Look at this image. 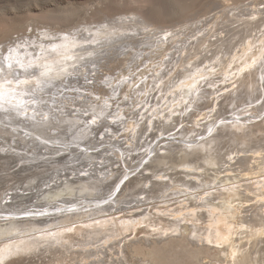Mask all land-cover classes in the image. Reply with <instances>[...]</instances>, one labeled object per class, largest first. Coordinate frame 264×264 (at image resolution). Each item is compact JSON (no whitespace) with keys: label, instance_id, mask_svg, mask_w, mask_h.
<instances>
[{"label":"bare ground","instance_id":"6f19581e","mask_svg":"<svg viewBox=\"0 0 264 264\" xmlns=\"http://www.w3.org/2000/svg\"><path fill=\"white\" fill-rule=\"evenodd\" d=\"M157 1H158V5H160L161 2L162 4L165 2L164 0H163L164 2L160 0H157ZM175 2L179 4L180 2H182V0H175ZM181 9L182 11L184 10L183 8ZM168 11L169 10H167V12L164 11L165 16L169 15ZM249 25L247 24V26ZM150 28L152 29L150 30ZM188 28H191V27H188ZM247 29H249V27ZM119 30H120L119 27L117 31H110V28L106 30H97V31L95 30L94 32L89 30V32L87 33L80 34L78 32L79 34L77 35V37H74V38H69V36H65L62 39L51 41V42H45L43 41L44 39L39 40V38L36 37L37 38L36 41L32 40V42H29V43L26 42L25 49L23 48L19 49L17 47L18 54L21 60L24 63L31 62L34 65L32 69H29L28 73H24L21 70V75L19 77L20 79H27L31 81L30 85L22 86L21 88L17 89V91H26V92L31 93V95H26L23 97L25 101H28V103L26 104L24 108V111H26L27 115L18 114L15 110H9V111L0 110V115H5L2 118H0V126L6 127L4 128L6 129L4 131L8 133V135L14 134V137L18 135L20 139L25 142L24 146H27V147L24 148L23 146H19L18 142L17 144L13 143L14 141L13 139L12 142H7V143H10L11 145L9 144L10 147L8 149L3 150V152L1 151L0 156L1 154L5 155L3 154L4 152L6 153L9 152L7 154H12L10 155L12 157L13 155H16V154H27L28 156L32 155V160H31V157L29 156L31 163L28 162V159H29L28 157H27L28 159H23L24 161L27 160L29 164H32V163L39 164V159H40V162H48V164H50L49 162L57 161V158H60L61 155L65 156L66 154H69L72 156V157L68 156L71 162L72 161L74 162L77 159L84 158V157L96 158V156L99 154H101V158H98L99 160H96V161H93L92 159L85 165L86 167H89L88 169L82 168V169H79V171H77V166L75 164H70V165L66 164L67 167L60 168V170H58V172L55 175L52 174L53 178L49 179V181L44 182L40 186L43 188L33 187L31 188L30 191H26L23 189L24 191L21 190V191H16V192L13 189L12 192L13 193L15 192V193L14 194L10 193L12 194L10 199H7L3 203L2 201L5 198L3 199L2 197L3 200L1 199L2 201L0 202V207H1L0 209H3L0 211V218H1L0 219V224H1L0 225V237H2L3 234H6V233L10 234L13 231H16L18 227L20 226V224H22V221L20 223L17 220L18 221L17 223V221L15 220L16 217L13 218L10 215H14L17 217H29L30 215V213H28L29 210L27 212H24V214L28 213V214H25V216H20V215L18 216V214L11 213L13 211H10L11 208H8L10 209L8 210L7 207H10L11 205H14V204L17 206L20 205L19 204L20 201L17 202L14 199H18V198L20 199L22 198V200L30 199L29 201L32 203V206H36L35 203H38V201H40L42 198L45 199L47 195L52 194V196L51 195L49 196L50 198L64 195L63 193L64 188H62L61 186H64V187L67 186V188L69 189V187L73 184V182H83L86 179H89V178L94 179L95 177L96 179H98L97 181L99 183L98 186L102 182L103 183L105 182L104 184L100 185L99 191H101L102 190L101 187L105 185L106 183L111 182L110 180L114 178V180L110 183L111 185L113 183V185H112V189L109 190L108 195L107 196L105 195L103 200L102 198L101 200L97 199L98 201L93 200L95 202V206L87 207L88 205L86 204H85L86 206H80L81 203H77V204L74 203L73 206L75 205L76 208L73 210H70L69 209L70 205L66 204V202H68L66 201L65 203L63 202L56 206L55 205L54 206L51 205L49 207L47 206L48 208L45 210L43 209L35 210L34 209L32 210V214L30 216L35 215L37 218L43 217V219H46V220L49 219L50 221L59 220L61 223L63 222V225L67 226L69 220H72L73 218H78V220L81 219L82 216L84 217L86 215V214L85 215L83 214L87 213L86 211L88 210L90 211V209L92 208L101 209L103 211L107 209L115 208V212H116V208L125 207V205L126 206L129 205L132 210L137 209L140 206H143V207L149 206L147 207L148 209L150 208L149 212L145 211L146 213H144L142 210V212L144 213L142 214L141 212L135 213V211L133 210L134 211V212L132 211L133 213L131 212L124 213L125 217L123 219L127 221V224L128 222L131 223V221H132V224L133 222H135L139 224L145 223L148 225H151L152 223L156 222L157 224H160L161 227L170 228L172 229L173 232H176V233H172V234L169 233V236H166V237H164L165 235L163 234L161 240L154 242V244L149 245V247L146 245H143L144 243L138 244L136 240H135V243L133 241L132 242L133 244H131L132 246L131 245L130 246L133 249L135 248V252L138 255L140 254V256L142 255V257H145L143 259H148L151 264H207L206 258H212V257H214V259H212L213 262L217 261L216 257L220 256L222 251L219 249L220 246L218 247L215 246V250L213 246L216 245V242H218L219 244H222L225 242L226 239L229 240V237L227 238L224 235L222 237L216 238L217 232L219 236H221L222 234L221 232L224 230L228 231V233L233 232L234 224L236 223V220H233V219H237L238 217H240L239 216L240 214L234 210V207H233L235 206L234 203L236 201L238 202V200L242 198L247 197V194L250 195L251 194L250 192H253L257 197L256 205L254 204L255 205L254 207H256L254 209V219L257 218V214L258 216L260 215L259 212L257 211H259V207H261L262 204H264V145L262 144V142L264 141L263 139L264 137V116L263 115L264 114L262 115L260 113L259 107L254 106L256 104L255 102H254V105L251 103V105H249L248 107H247L248 104L246 105L243 104L244 106L247 107V109L242 110V108H239L241 110L236 113H235L236 108H233L235 105L232 106L233 111H234V116H223V114H221L222 110L223 111L227 110V108L233 103L235 104L237 102H241L240 100L241 98H246L248 96V99H250L251 97L249 98V96H252L253 92L254 91L256 92V90H260L261 87L262 88L260 90V95L262 94V92L264 94V90H263L264 89V70H263L264 68L262 67V70L258 68L260 65L263 66L264 64L263 63L264 62L263 60L264 59V45H263L264 38L260 42H258V39H255V38L252 39V38L245 37L244 42L240 45V48L238 51H236L235 55L227 59L228 62H225L222 59L219 60L221 65H223L222 74H224L225 77L228 78L224 80L225 82L223 81V83H221L222 81H219L217 84H211V85L208 84L209 86L207 87L205 86L206 89L204 88L205 90H202L200 92V89H201L200 86H202L200 85V83L203 81H206V74H204L203 72L204 70H197L199 68H195L196 65L194 66L190 65L191 68L183 70L181 72L180 78L184 82L178 85L175 90L171 91V93L173 94L171 102H169V99L171 97V96L169 97L170 93H167L164 90V93L162 91V95L158 97V101L155 103V105L153 104L154 107L151 105L152 108L148 109L147 107L146 109L145 106L148 105L147 103L143 105L142 108L138 110V112H133V109L136 108L137 104H134V102H131L130 104H128V100L130 99V97H132L131 93L142 94L144 87L147 89H149V85L153 87L150 84V82L152 83L151 77H149V79H147L146 81L142 82L143 81L142 79L144 78L146 74V70H141V71L139 70L140 72L138 73V76L136 75L137 77H139L138 79H136L137 77L130 78L131 75L133 76V74L131 73V71L128 70L127 72H123L122 74L118 75L115 78L113 77L114 75L113 76L111 75L112 77L109 75L110 77L108 76L109 78L107 79L106 87L105 86L102 87L100 83L98 82V79L100 77L99 74L102 72L100 71V69L103 67L105 68L104 65L106 63L104 62L105 63L104 64L102 61L97 60V59H99L100 56L102 55H103L102 59H104L108 57L110 53H113L115 51V45H117L121 40L119 36H122L123 38L125 37L128 40H132L133 38L131 36L132 34L130 35V33L128 32L127 34L126 33L123 34V33H120ZM138 31L141 34L144 33L143 34L145 36L144 39H147L148 37H150V34L152 36L157 35V32H154L156 31V28L150 27L148 25H141L140 29L137 28L136 32L138 33ZM172 31L173 32L171 33L170 30L167 29L163 32H165V34H167L166 32H170L171 33L170 36L173 37L178 32L182 31V29L179 27V28L173 29ZM101 33H104V35H101ZM136 34L133 36H136ZM170 36L168 34L167 36L164 37V39L163 38L160 39V41L168 39ZM105 39H107L108 41ZM205 40H206L205 37H200L199 42L196 41L195 45H202ZM1 49L2 48H0V52H1ZM104 51L106 52V54H103ZM126 53L128 54V55H125L126 59L124 58L123 60H118L119 62L122 61L121 63H124L125 61L128 60V56L130 52L127 51ZM4 54L5 53H3L2 56H0V60H2V57L4 56ZM95 59L97 60V62L93 61ZM113 61H117V60L115 58L109 57L110 64L111 62L114 63ZM101 63H103V65ZM85 66H88L90 69V70H87L86 73H84ZM107 66L109 67V65ZM45 67L51 69V71L49 72L48 76L41 77L40 72L44 71ZM83 68L84 70H82ZM104 68L102 70H104ZM169 71L172 72V70H169ZM159 72L161 75L162 74L161 67L160 69L155 70V73H154L155 75L152 74L154 78L155 76H157L155 80L159 77ZM258 73H260L259 75L260 77H258ZM85 74H87V77H85ZM101 74H104V73L102 72ZM105 75H106V72H105ZM105 75H102V78ZM162 77H163V83L161 81L160 82H161V85L164 87L167 84L168 79L166 78L165 75H162L161 77H159L160 80L162 79ZM7 79L13 80V86H15L14 76L9 75L7 76ZM37 79L42 81L39 88H37L36 83H35ZM140 81H141V84L139 85ZM226 81L228 82L226 83ZM206 82L208 83V81ZM211 86H214L215 88L217 86L218 89L216 90V92L219 93V96L211 98L212 103L210 99L208 98L209 94L206 97V93L210 91ZM70 89H72V91L75 90L76 92L71 93L69 91ZM150 94L151 92H149V94L147 95H150ZM76 95H78V99L76 98ZM147 95L141 96V100L144 101V98ZM198 96H201V97H198ZM202 97L203 99L204 98L205 99L203 100ZM125 99H127V101ZM155 99H157V97ZM248 99L245 101V103L248 101ZM256 100L258 102L259 98H257ZM31 101H35V103H31ZM162 101L163 103H161ZM201 101H207L208 105L205 102L206 108L207 109L211 108V109L209 111L207 110L204 113L199 114L201 115V117L198 119L197 118L198 114L196 115L195 112L201 110L199 109L202 106ZM58 102H60L59 106L56 105V103ZM247 103H250V102L248 101ZM160 104L161 106L158 107ZM239 106L240 105H237L236 107H239ZM260 107H264V106H260ZM143 108H145L146 111L143 112ZM232 108H230V110H232ZM57 110H59V112ZM182 115H183V120L186 119V121L188 122L185 123L182 129L176 132V134L173 133V134L165 135L166 134L165 129L169 128L171 125L176 123L179 119H181ZM67 121H73V122L71 124H68ZM155 126L158 127L160 131L159 134L152 136V134L159 132L156 129L157 131L153 130L154 131V132L152 131L153 133L149 131L152 134L148 136L147 135L143 136L145 134V131L148 132V130H151ZM176 126L174 127L176 128ZM101 127H104V128L106 127V130L105 129L103 130V128ZM114 127H117V128L114 129ZM171 127L174 128L173 126ZM57 128H60L61 129L60 131L63 133H68L66 135H70L71 137H74L79 131L78 133L79 139H77V141L75 142L74 140L71 142L68 141L69 143L68 142L62 143L61 142L62 139L61 141H54L52 139H49L46 134L48 135L49 133L52 134L54 133L55 130L56 132L59 133ZM98 128H100L99 131H97ZM50 130L51 132H49ZM119 131H122V134H120V136H119ZM170 131L172 132V130ZM36 132L38 133L41 132V134H43L44 132L45 133L44 135H46V137L41 135L37 139L35 136ZM135 137L137 138V141ZM68 139L72 140L70 138ZM93 139H94V142L95 141L96 142L90 143ZM134 139L137 142L135 144H134ZM15 140L18 141V138ZM256 142L257 143L259 142L260 145L258 144V146H255L257 145ZM72 143L75 146L77 144V147H72ZM160 143H165V144H163V146H159ZM252 145H254L255 149H252L253 147ZM227 146L228 147L230 146V149L232 146L234 149H231L232 151H230ZM28 147L30 148L32 147L31 152L28 151ZM226 147H227V150L231 152V153L229 152L231 155L227 153L228 151L225 152L226 154L230 155L229 157L226 154L222 153V151H224L223 149H225ZM248 147H250L251 149ZM13 153H16V154H13ZM226 156L228 158H226ZM15 157H13V159H16ZM20 158H22L21 155H20ZM9 159L11 160V158ZM111 159L113 161L114 159H116V162L118 164H116V162H111L110 161ZM24 161L21 163L19 162L20 163L18 167L19 169H22L21 168L22 165L32 166L28 164L25 165L26 161L25 162ZM109 162L111 163L108 164ZM0 165H2L1 162H0ZM7 168L5 167V169ZM107 168L109 169L105 170ZM70 169L73 170L72 171L73 173L68 172V170L70 171ZM138 169L139 170L141 169L139 173L134 174ZM210 170L214 171V176H215L214 179L216 178L219 179L218 174L225 173V172L227 173V171L228 172L232 171L234 174L233 173L225 174V176L221 179V181H223L224 183L221 186L220 184L222 182L220 181L221 183L219 184L221 187H218V185L216 184L217 186H215V189L216 187L217 189L215 191L210 192L206 196L199 197V199L195 203L191 204L189 202H185L175 207H173L174 203L173 204L171 203L170 205H163L164 202L167 201L163 199L167 196L166 191L168 188L165 186H168V185L173 186L175 184V186L177 187L176 188L177 193L179 195L182 194L180 195L182 197L185 196L184 198H186L187 200L197 198L196 196H197V193L199 192H194V191H197L194 189L198 188V186L199 188H203V186L208 183L209 184L207 186H209L210 183L212 184V180H210V176H211ZM236 170L238 174L234 172ZM3 171L6 172L4 169ZM3 171H0V172H3ZM17 172L18 171H16V173ZM178 174L179 175L181 174V176H178ZM182 175L184 176L182 177ZM126 179L128 180L131 179V181L129 180L128 183L127 182L125 183ZM244 179L245 180L253 179V180H251L252 182L247 181L246 183H244L243 182ZM180 180L181 182L183 181L182 183H180V186L176 185L177 181H180ZM219 180H217V182ZM139 182L145 183L144 186H142L141 188L142 193L144 195L143 196L141 195V197L140 196L136 197V195L132 194V191L135 189V186ZM194 185H197V186H194ZM16 186L18 185L16 184L15 187ZM60 187L62 189H60ZM86 187L90 189L91 185H87ZM156 187H164L166 189L165 191H163L166 193L162 195L163 196L162 203H156L155 201L157 199L154 200L155 203L149 202L150 200L155 199V197H153L152 194ZM81 188H83V186H81ZM203 189L206 190L207 187L206 189L205 188ZM71 190L73 191V189ZM120 192L124 193L123 194L124 196L125 195H128V196L134 195V196L129 201L124 200L127 203L126 204L124 203L125 205H123L121 203L124 201L121 202V199L118 198V195H117ZM68 193H70V191ZM49 197H46V199ZM84 197L85 196L81 198H84ZM106 199H109L108 202ZM186 199H183L182 201ZM82 200H85V199H82ZM82 200H79V201L82 202ZM86 200H87V197H86ZM58 201L56 200V204L58 203ZM93 201L91 200V202ZM133 201H135L136 203H133ZM33 203L35 205H33ZM153 207L156 210L153 209ZM245 207L244 209H246ZM95 209H93V211ZM125 209L127 210V207ZM151 209L155 211L152 212ZM1 212H3V214H1ZM95 212H100V211L97 210V211H94L93 213L96 214ZM106 213H109V212H106ZM35 216H32V217H35ZM36 217L35 219L32 220V224L37 227V221H35L37 219ZM263 217H262V220L264 219ZM213 218H215V220ZM243 219H244V216H243ZM3 220H9V221L4 222ZM207 220H209V222L211 220L213 221V222L211 221V224L212 225L214 224V226L211 228L212 229L211 232H214V233L213 234L206 233L207 234L205 235L206 237L204 236L201 237L202 240L200 241L202 243H199L198 240L200 238L198 239L197 238L198 235L196 236V234H199L200 231L196 234L195 232H197L200 229H203V227L206 230L205 225L207 223L205 222L206 224H204V221H207ZM244 221L245 220L241 221L240 224H242V222ZM106 222H108L107 219L106 220L100 219L99 221H97V226L101 225V228H103ZM261 223L262 221L260 222V224ZM254 225L256 224L254 223ZM86 226L87 225H84V228ZM238 226L240 227L239 224ZM209 228L210 227H208L207 229ZM255 229L253 228V230ZM255 231L256 233H253L254 235L257 234L258 230H255ZM21 232L23 233V231ZM190 232H191L190 237L191 235H193L197 239L192 238V237L190 239L188 236ZM201 232H203L204 234V231H201ZM238 233H237V237H238ZM159 234H162V233L159 232ZM13 235L14 234L11 235L12 239L15 236ZM21 235L22 234H20V236ZM75 236L76 235H74L73 237ZM15 237H17V239L14 241L10 239L12 243H10L9 246H7L8 244H6V251L4 252L0 251V260L3 264H6L8 256H11L12 253L21 254L23 251L25 250L27 251L28 249L30 250V248L32 247L33 243H32L31 237L30 239L28 238L22 239V238H18V236H15ZM231 237H233V235ZM238 238H236V241ZM254 238L255 237H253V239ZM81 240L82 239L79 237H77V239L75 238V241H81ZM195 240H196V243H195ZM231 241L234 242V240L232 239ZM40 242H43V241H40ZM197 242L199 244H197ZM255 244H256V241H255ZM261 244H260V247L258 248V249H261L260 252L264 251V245H263L264 243L262 244L263 246ZM133 245L135 246L133 247ZM85 246L84 248H86ZM130 246H128L129 252L133 254V252L131 251H134V250L130 251ZM243 246L245 245L243 244ZM261 246L263 249L261 248ZM48 247H49V244H48ZM105 247L106 246H104V248ZM216 247L218 249H216ZM107 248L108 247H106V249ZM225 248L227 249L228 246ZM232 248L233 247H230V249L228 250L223 249V252H226V251L228 252ZM88 249L89 248H87L86 251H89ZM246 251H249L248 248L246 249ZM105 252L107 251L105 250ZM105 252L103 251V253ZM124 252L125 250L122 253ZM127 252H128V249L126 253ZM251 252H252L251 254H254L253 251ZM257 252H259V250ZM128 253L127 255H125L126 257L124 255L121 257L122 258L124 257L123 259L125 260V258H128L129 256V259H130V253L129 255ZM136 253H134L133 255L136 256L135 255ZM243 253L245 254L243 255L241 253L243 260H246L245 258H248V261L252 259L251 257V259L249 260L250 253L246 254L245 251ZM231 254L229 255L227 254V255L230 257ZM223 255H221L222 258H223ZM234 255L231 256V260L235 261ZM259 255H262V254H259ZM103 257H105V255ZM121 257L120 259H122ZM258 257L263 259L262 258L263 255L262 257L260 256ZM240 258L241 257H239V260H241ZM224 259L225 258L221 259L222 263ZM106 260L107 259H105V261ZM133 260H135V257ZM226 260L227 258L225 259V261ZM97 261H100V260L97 259ZM257 261H255L256 263L254 264H257ZM120 262L118 263L122 264ZM128 262L123 261V264L128 263ZM130 263H133V262H130ZM227 263H230V259H229V262L227 261ZM215 264H217V262ZM249 264H252V263H249Z\"/></svg>","mask_w":264,"mask_h":264},{"label":"rangeland","instance_id":"374dc122","mask_svg":"<svg viewBox=\"0 0 264 264\" xmlns=\"http://www.w3.org/2000/svg\"><path fill=\"white\" fill-rule=\"evenodd\" d=\"M160 1H163V0H160ZM164 1H163L164 2L163 4L161 2L160 5H158L157 0H0V48H2L1 52H0L1 53L0 56H2L3 53H5L4 55H7L6 49H8L14 45L16 47L14 46L12 48L18 47L19 49L20 48L25 49L26 42L29 43V42H32V40L36 41L37 38H39V40L44 39L43 41H45V42H51V41H56V40L62 39L65 36H69V38H74V37H77V35L79 33L80 34L81 33H87V32H89V30L94 32L95 30L96 31L97 30H106V29L110 28V31H117V29L119 27L120 33H123V34L126 33L127 34V32H128V33H130V35L132 34L131 36L133 38L131 37L132 40H128L125 37L123 38L122 36H119L121 38V40L117 45H115V51L113 53H110L109 56L104 58V59H102L103 55L100 56L101 59L100 58L97 59V60H100L103 63L105 62L107 65H109V67H108L104 63L105 64L104 66L106 69L104 67H103L104 70H102L103 68L100 69V71H102L104 74H101L102 72L99 74V76L101 78L99 77L98 82L100 83V85L102 87L103 86L106 87L107 79L111 75L112 76L114 75L113 77L115 78L118 75L122 74L123 72H127L129 70L133 74V76L131 75V77H130V78H132V77H137L138 73L141 70H146V74H145L144 78L142 79L143 81L142 80L141 81L144 82L147 79H149V77H151L153 84L151 82H150V84L153 87H151L150 85H149V89L144 87L142 94L131 93L132 97H130V99L128 100V104H130L131 102H134V104H137L136 108L133 109V112H138V110L140 108H142V106L147 104V103H148V105L145 106L146 109H147V107H148V109L152 108V106L154 107L155 103L158 101V97L162 95V91L164 93V90L167 93H170L169 97L170 96L171 97L169 99V102H171L172 95H173L171 93V91L175 90L178 85H180L181 83L184 82L180 78L181 72L183 70L191 68L190 65H192V66L196 65L195 68H199L197 70H204L203 72H204V74H206V81H208V83L206 81H203L200 83V85H202V86H200L201 87L200 92L202 90H205L206 87L211 85V84H217L219 81H222L221 83H223V81L226 80L227 77H225V75L222 74L223 73V65H221L219 60L222 59L225 62H228L227 59L231 58L233 55H235L236 51L239 50L240 45L244 42L245 37L246 38H252V39L253 38L258 39V42H260L264 38V0H182V2H180L179 4L176 3L175 0H164ZM162 8H163V10H162ZM181 8H183L184 10L182 11ZM167 10H169L168 11L169 15L165 16L164 11L167 12ZM150 15H151V17H150ZM153 17H154V19H153ZM247 24L248 25L250 24V25L247 26ZM141 25H148L150 27L156 28V31H154V32H157V35L152 36L150 34V37H148L147 39H144L145 38V36L143 35L144 33L141 34L139 31H138V33L136 32L137 28L140 29ZM138 26H140V27H138ZM179 27L182 29V31L178 32L175 36L171 37L170 34L173 32L172 30L179 28ZM188 27H191V28H188ZM248 27H249V29H247ZM86 28H88V29H86ZM90 28H92V29H90ZM151 29L152 28H150V30ZM167 29L170 30L171 33L166 32L167 34H165V32H163ZM144 31H145V29H144ZM175 32H177V31H175ZM134 33L135 34L137 33L139 36L137 34H136V36H133V35H135ZM168 34L170 36L168 39L160 41V39H162V38L164 39V37L167 36ZM101 35H104V33H101ZM136 37H138V38H136ZM200 37H205L206 40L204 41V43L202 45H195L196 41L199 42ZM107 38H109V37H107ZM105 40H107V39H105ZM24 41H25V43H24ZM3 48L5 51L3 50ZM127 51H129L131 53V54L129 53L128 60L125 61L124 63H121L122 61L119 62L118 60H123L126 57L125 55H128L126 53ZM103 54H106V52L104 51ZM109 57L115 58L117 61H113L114 63L111 62V64H110ZM262 59H261V61H262ZM97 60L95 59L93 61L97 62ZM107 62H109V63H107ZM103 63H101V64L103 65ZM160 67H161V73L162 74L160 75V72H159V77H161L162 75H165L166 78L168 79V82L164 87L161 85V82L163 83V77L161 80L159 77L155 80V78L157 76H155V78H154V76L152 75L155 73V70L160 69ZM262 67L264 68V64H263V66L260 65L258 68H260L262 70ZM82 70H84V68ZM87 70H90V69L88 66H85L84 73H86ZM169 70H172V72H170ZM174 70H176V71H174ZM105 72H106V75L108 74L107 76L105 75ZM209 72H210V74H209ZM102 75H105V76H103V78H102ZM259 75H260V73H258V77H260ZM85 77H87V74H85ZM80 78H82V77H80ZM138 78L139 77H137L136 79H138ZM166 78H164V79H166ZM141 81L139 82V85L141 84ZM227 82L228 81H226V83ZM206 83H207V85H206ZM72 85H74V84H72ZM224 85H226V84H224ZM217 86H216V88L214 86H211L210 91L206 93V97L209 94L208 98L210 99L211 103H212L211 98L219 96V93L216 92V90L218 89ZM214 88H215V90H214ZM261 88H260V90H261ZM260 90H256V92L254 91L252 96H249V98L251 97L250 99H248V96L246 97L250 103H247L248 101L245 103V101L247 99L241 98L240 100H241V102L243 101L242 103L241 102H237L235 104L233 103L232 105H230L228 107L229 109L227 108V110H225L226 112L222 110L221 114H223V116H234L233 108H236V110L234 109L235 113H236V112L241 110L239 108H242V110H245V109H247V107L249 105H251V103L254 105V102H255L256 104L254 106L259 107L260 113L263 115L264 114V107H260V106H264V103H263L264 102V94L262 92V94L260 95ZM69 91L71 93L76 92L75 90L72 91V89H70ZM148 91L151 92V94H150L151 96L147 95V94H149ZM144 95H147V96L144 98V101H142L141 96H144ZM261 96H262V98H261ZM156 97H157V99H155ZM198 97H201V96H198ZM74 98H72V99H74ZM76 98L78 99V95H76ZM255 98L256 99L259 98L258 102ZM202 99H203V97H202ZM125 100L127 101V99H125ZM240 100H238V101H240ZM252 100H253V102H252ZM254 100H256V101H254ZM153 101H155V102H153ZM205 102L207 104V101H201L202 106L200 105L201 107L199 108L201 110L195 112L196 115L198 114V116H197L198 119L201 117V115H199V114L204 113L207 110L209 111L211 109V108H209V109L206 108ZM161 103H163V101ZM262 103H263V105H262ZM59 104H60V102L56 103V105H58V106H59ZM243 104L244 105L248 104V105L246 107ZM237 105H240V106L236 107ZM258 105H260V106H258ZM160 106H161V104L158 107H160ZM232 106H234V107L232 108ZM127 107H129V106H127ZM155 108H156V106H155ZM230 108H232V110H230ZM262 108H263V110H262ZM146 109L143 108V112L146 111ZM57 111L59 112V110H57ZM149 115H150V113H149ZM3 116H5V115H0V118H2ZM247 116H249V115H247ZM181 119H179L176 123H174L175 125L174 124L171 125L174 127L177 124V126H176L177 129L175 127L172 128L170 126L169 128H166L167 130L165 129V132H166L165 135H169V134H173V133L176 134V132L180 131V129H182L184 124L188 122V121H186V119L183 120V115L181 116ZM67 122H68V124H71L73 121H67ZM156 127L157 126L152 128L151 130H148V132L149 131L152 132L153 130L159 131L158 127L157 128ZM4 128H6V127L0 126V131L2 132V133L0 132V135H2V136H0V152L1 151L3 152V150L8 149L10 147L11 144L7 143V142H12L13 139H14L13 143L17 144V142H18L19 146H23L24 148L27 147V146H24L25 142L22 141L18 135L15 137H14V134L8 135V133H6L4 131V130H6ZM101 128H103V130L104 129L106 130V127L105 128L101 127ZM115 128H117V127H114V129ZM57 130L59 131V133L56 132V130H55L54 133H52V134L51 133H49V135L46 134L47 137L49 139L54 140V141H61V139H62V141H61L62 143L68 142V141L71 142L73 140L75 142V141H77V139H79V137H78L79 131L74 137H71L70 135H66L68 133L61 132L60 128H57ZM99 130H100V128H98L97 131H99ZM170 130H172V132ZM49 132H51V130ZM146 132L147 131H145V134L143 136H145V135L148 136V135L153 133V132L152 133H150V132L146 133ZM159 133H160V131L152 134V136L159 134ZM44 134H45L44 132H43V134H41V132H39V133L36 132L35 136L37 139L41 135L46 137V135H44ZM101 134H102V132H101ZM120 134H122V131H119V136H120ZM152 136H150V137H152ZM16 137L18 138V141L15 140V139H17ZM65 137H67V138H65ZM136 137H135V139L137 141L138 137L137 138ZM68 138H70L72 140H69ZM135 139H134V144L137 143L135 141ZM263 139H264V137H263ZM92 142L95 143L96 141L94 142V139H93L90 143H92ZM263 142H262V144L264 145ZM163 144H165V143H160L159 146H163ZM258 144L260 145V143L258 142L257 145H255V146H258ZM91 145H93V144H91ZM252 146L254 147V145H252ZM72 147H77V144L75 146L72 143ZM227 147L225 149H223L224 150V151H222L223 154H226L225 153L226 151H228L227 153H229L230 151H232L231 149H234L232 146L230 149V146H229L228 147L230 150L229 151V150H227ZM253 147H252V149H255V147L254 148ZM248 148H250V147H248ZM26 150H27V148H26ZM31 150H32V147L31 148L28 147V151L31 152ZM7 153H9V152H7ZM7 153L4 152L3 154H5V155L1 154V156H0V162L2 164V165H0V171H3V169L6 171V172H4V171L0 172V202L5 198L2 201V203L4 201H6L7 199H10L11 195L14 194L16 191H21L23 189L26 191H30L31 188H33V187L39 188L44 182L49 181V179L53 178L52 174L55 175L58 172V170H60V168L67 167L66 164H68V165L75 164L77 166V171H79V169H82V168L88 169L89 167H86L85 165L89 161H91L92 159H93V161H96V160H99L98 158H101V154L98 153L100 156L97 155L98 157L96 156V158L84 157V158H79L80 160L77 159L76 161L71 162L69 160V157H72V156L69 154H66L67 157L69 156L68 159H67L66 155L65 156L61 155L62 157L60 156V158H57V161L49 162L50 164H48V162H40V159H39V164L36 163V164H38V165H36L35 163L29 164V163H31L30 161L32 160V155H29L31 157V160H30V157L27 154L13 153V154H16V155H13V157H15V156L18 157V155H19L18 159H17V157H15L16 159H13V157L10 156L12 154H7ZM229 154H226V155L229 157L231 155V154L230 155ZM20 155L22 158H20ZM227 156H226V158H228ZM9 158H11V160ZM23 159H28L29 163L27 162V160H25L26 161L25 165L28 164V165H32V166H23L22 165V167H21L22 169H19L18 168L19 164L24 161ZM6 160H8V161H6ZM66 160H68L69 162ZM110 161L116 162V159H114V161L111 159ZM111 162H109L108 164H110ZM77 163L79 166L77 165ZM116 164H118V163L116 162ZM42 165H43V167H42ZM4 166L6 168L7 167L8 168L5 169ZM24 168H26V169H24ZM108 169L109 168H107L105 170H108ZM27 170H28V172H27ZM140 170L138 169L134 174L139 173ZM16 171H18V172L16 173ZM72 171L73 170H71V169H70V171L68 170V172H72ZM210 172H211L210 180H212V184L210 183L209 186H207L209 183L204 185L203 188L206 189V187H207L206 190H204L203 188H199V186H198L199 189L198 188L194 189V190H197L194 192H199V193H197V196H196L197 198H195V199L193 198V199L187 200L186 198H184L185 197L184 195H183L184 197L180 196L182 194L179 195L176 191L177 187L175 186V184L174 185L172 184L173 186H171V185L165 186L168 188L166 191L167 193L163 192L166 190L164 187H156L154 189L153 194H152L153 197H155V199L150 200L149 202H151V203H155V202L156 203H162L163 200H167L166 202H164L163 205H170L171 203L172 204L174 203L173 207L179 206L180 204H183L185 202H189L191 204L195 203L199 199V197L206 196L210 192L215 191L217 189V187L215 189V186L218 185V187H221L222 184L224 183L223 181H221V179L225 176V174H232L233 173L232 171H229V172L227 171V173L226 172L220 173V174H218V178L220 179L219 180L217 178L214 179L215 176H214L213 170H210ZM212 172H213V174H212ZM234 172H236L238 174L237 170ZM45 175H47V176H45ZM178 176H181V174L180 175L178 174ZM183 176L184 175H182V177ZM179 178H181V177H179ZM113 180H114V178L111 179L110 181L112 182ZM127 180L128 179L125 180V183L126 182L128 183L129 180L131 181V179H129L128 181ZM217 180H219L218 181L219 183L217 182ZM251 180H253V179H248V180L244 179L243 182L246 183L247 181L249 182ZM97 181H98V179H96L94 177V179L89 178L83 182H73V184L69 187V189L67 188V186H65V187L61 186L62 188L65 189V190L63 189L64 195L54 197V198L49 197L50 195L52 196V194L47 195L46 197H49V198H47V199H46V197H45V199L42 198L40 201H38V203H35L36 206H32V203L29 201L30 199H23V200H22V198L21 199L20 198L14 199L17 202L20 201V203H19L20 205L17 206L14 204V205H11L10 207H7V209L11 208V210L10 209H8V210L13 211L11 213L18 214V216L19 215L25 216V214H28V213H30V215H31L32 210H34V209L35 210L36 209L37 210H40V209L45 210L51 205L56 206V205L61 204L63 202L65 203L66 201H68V202L70 201L69 203L66 202V204L70 205V207H71V208L69 207L70 210H73L76 208L75 205L73 206L74 203L75 204L81 203L80 206H86V205H88L87 207L95 206V202L93 200L98 201V200H101V198L103 200L104 196L108 195L109 190L112 189V185H113V183L111 185L110 184L111 182H108L105 185H103L101 187L102 190L99 191L100 185L104 184L105 182L103 183L101 181L102 183L98 186L99 183ZM182 182H181V180L177 181L176 185L180 186V183H182ZM16 184L18 186L15 187ZM86 184L91 185V187L92 186L93 187L92 188L90 187V189H89L88 188L89 186L86 187L87 186ZM144 184L145 183H143V182H139L135 186L136 190L134 189L132 191V194L136 195V197H139V196L141 197V195L143 196L144 194L142 193L141 188H142V186H144ZM212 185H214V186H212ZM81 186H83V188H81ZM194 186H197V185H194ZM61 187H60V189H62ZM200 187H202V186H200ZM40 188H43V187H40ZM70 188L73 189V191ZM170 188H172V189H170ZM13 189L15 191L14 193L12 192ZM200 189H202V190H200ZM209 190H211V191H209ZM69 191L71 194L68 193ZM170 191H172V192H170ZM202 191H204V192H202ZM140 192H141V194H140ZM10 193H12V194H10ZM89 193H90V195H89ZM164 193H166L167 196L163 199L162 195ZM250 193H251L250 194L251 196L249 194H247V197L242 198V199L238 200V202L236 201L234 203V205H235V206H233L234 210L240 214L239 215L240 217H238L237 219H233V220H236V223L234 224L233 232L228 233V231L224 230L221 232L222 233L221 236H219V234L217 232L218 236L216 235V238L222 237L224 235L227 238L229 237V240L226 239L225 242L222 244H219L218 242H216V245L213 246L214 250H215V246H217V247L220 246L219 249L222 252H223V249L228 250V249H230V247H233L231 249L232 251L229 250L228 252L227 251L223 252V253L221 252V255H223V254L225 255V256L223 255V258H225V259L227 258L226 261H225V259L223 260L224 264H232L234 262L236 264H247V263L248 264L249 263L254 264V263H256L255 261H257V259L259 258L258 256L262 257V255H263V257H262L263 259L259 258L257 261V264H264V261H263L264 260L263 252L264 251L260 252L261 249H258L260 247V244L264 243V240H262V239H264V224H262V223H264V219L262 220V217L264 216L263 215L264 214L263 213L264 204H262L263 207L262 206L259 207V211H257V212H259L260 215L258 216V214H257V218L255 216L256 219H254V209L256 208L254 206L256 205L257 197L253 192H250ZM82 194H84V195H82ZM123 194L124 193H121V192L119 194H117L118 198L121 199V202L124 200L129 201L134 196V195H130V196L125 195L124 196ZM198 194H199V196H198ZM83 196H85V197L81 198ZM2 197H3V199H2ZM86 197H87L88 201L86 200ZM89 197H90V199H89ZM182 198L186 199V200L182 201L183 200ZM82 199H85V200H82ZM56 200L57 201L59 200L57 204H56ZM79 200H82V202ZM91 200L93 202H91ZM106 200L108 202L109 199H106ZM154 200H156V201L154 202ZM72 201H73V203H72ZM76 201H78V202H76ZM176 201H178V202H176ZM21 202H23L25 205ZM83 202H85V203H83ZM89 203H90V205H89ZM124 203L126 204L127 202L124 201L121 204L125 205ZM133 203H136V202L133 201ZM236 203H238V204H236ZM35 204L33 203V205H35ZM26 205H28V206H26ZM245 206H247V207H245ZM126 207H127V210L125 209ZM128 207H129V209H128ZM144 207L140 206L139 208L133 209V210L135 211V213L141 212L142 214L150 211V208L149 209L147 208L149 206H146L145 208ZM237 207L240 209H238ZM244 207L246 209H244ZM236 208H237V210H236ZM93 209H95V208L90 209V211L88 210L90 212V214L88 211H86L87 213L83 214V215H85V214L86 215L84 217L82 216L81 219H79V220H78V218H73L72 220H69L68 221L69 225L67 224V226L63 225V222L61 223L59 220H57V221L51 220L50 221L49 219L46 220V219H43V217L37 218L35 215H32V216H35L37 218L35 220V221H37V227H36L32 224V220L35 219V217H32L30 215H29V217H17L14 215H10L13 218L16 217V219H15L16 221L18 220L20 223L22 221V224H20V226L18 227L19 230L17 229L16 231H13L10 234L9 233L3 234V236L0 237V241H1L0 242V251L1 252L6 251V244H8L7 246H9L10 243H12V241L10 240V239H12L11 238L12 234H14L15 236H18V238H22V239L23 238L24 239H27V238L30 239V237H31L33 244L31 243L32 247L30 248V250L29 249L27 251L25 250L21 254H19V253L13 254L12 253L11 256H8V259L9 258L10 259L9 260L7 259L6 264H86V263L87 264H111V263L112 264H119L118 262H120V261H121L120 263H122V264H123V261H125V262L129 261L128 263L133 262L130 264H151L148 259H143L145 257H142V255L140 256V254L138 255L135 252V248L133 249L131 247L132 246L131 244H133L132 242L134 241V243H135V240H136V242H138V244L144 243L143 245H146L149 247V245H153L154 242L161 240L163 234L165 235L164 237H166V236H169V233H171V234L176 233V232H173L172 229H170V228L161 227V225L157 224L156 222L152 223L151 225H148L145 223L139 224V223L133 222V224H134L133 225L132 221H131V223L128 222V224H127V221L123 219L125 217L124 213H127V212L133 213L134 212L130 208L129 205H127V206L125 205V207L116 208V212H115V208L114 209H112V208L107 209L104 211L96 208L100 212H95L96 214H94L93 212L97 211V210L95 209L93 211ZM121 209H122V211H121ZM153 209H155V208L153 207ZM1 210H3V209H0V211ZM142 210L144 213L142 212ZM155 210H152V212ZM244 210H246V211H244ZM27 211H28V213L24 214V212H27ZM19 212H21V213H19ZM106 212H109V213H106ZM112 212H113V214H112ZM1 214H3V212H1ZM88 214H89V216H88ZM243 216H244V219H243ZM260 218H261V220H260ZM100 219H102V220L107 219L108 220V222H106L104 224L103 228H101V225L97 226V221H99ZM213 219L215 220V218H213ZM238 220H240V221H238ZM243 220H245V221L242 222V224H240V222ZM3 221L8 222L9 220H3ZM18 221H17V223H18ZM73 221H75V222H73ZM211 221L210 222H209V220L204 221V224L207 223L205 225L206 230L203 227V229H200L197 232H195V234H196L200 231L199 234H196V236L198 235L197 238L198 239L200 238L198 240L199 243H202L200 241V240H202L201 237L202 236L206 237L205 236V235H207L206 233H208V234L214 233V232H211V230H212L211 228L214 226V224L213 225L211 224ZM259 221L260 222L262 221V223L260 224ZM94 222H95V224H94ZM237 222H239V223H237ZM251 222H252V224H251ZM59 223H61V224H59ZM254 223L256 225H254ZM238 224L240 225V227L238 226ZM81 225H83V226H81ZM84 225H87V226L84 228ZM130 225H131V227H130ZM235 225L239 228H237ZM253 225H254V227H253ZM56 226H57V228H56ZM208 227H210V228L207 229ZM82 228H84V229H82ZM244 228H245V230H244ZM253 228L254 229L256 228L255 230L259 231V232L257 231V234H255V235L253 233H256V231L253 230ZM38 229L40 230V232ZM260 229H261V231H260ZM19 231H20V233H19ZM21 231H23V233H25V234H23ZM136 231H138V232H136ZM201 231H204V234ZM34 232H35V234H34ZM159 232L162 234H159ZM237 233H238L239 238L237 237ZM20 234H22L21 236H23V237H21ZM190 234H191V232L189 233V235L187 233V235L189 236L190 239H191V237L197 239L193 235H191V237H190ZM192 234H194V233H192ZM74 235H76V236L73 237ZM232 235H233V237L234 236L235 237L234 238L231 237ZM15 236L12 239L13 241L17 239V237H15ZM77 237L81 238L82 240L81 241H75V238L77 239ZM253 237H255V238L253 239ZM236 238H238L237 241H236ZM248 238H250L251 240ZM231 239L234 240V242L231 241ZM248 240H250V241H248ZM254 240L256 241V244H255ZM33 241H35V242H33ZM40 241H43L44 243L40 242ZM198 242H197V244H199ZM41 243H42V245H41ZM195 243H196V240H195ZM231 243H232V245H231ZM48 244H49V247H48ZM85 244H86V246H85ZM243 244L245 246H243ZM127 245L128 246L131 245L130 251L134 250L131 252H133V254L136 253L135 254L136 256H134L132 253L129 252V248ZM135 245H133V247ZM233 245L236 247H234ZM240 245H242V246H240ZM78 246H80V247H78ZM84 246L86 248H84ZM93 246H95V247H93ZM104 246H106L108 248L106 249V247L104 248ZM227 246H228V248L226 249L225 247H227ZM237 246H239V247H237ZM262 246H261V248H262ZM81 247H83V248H81ZM125 247H127V248H125ZM217 247H216V249H218ZM250 247H251V249H250ZM87 248H89L88 249L89 251H86ZM247 248L249 251H246ZM82 249L84 252L82 251ZM123 249L125 250V252H124L125 254L122 253L124 251ZM127 249H128V252L130 253V259L131 260L129 259V256H128V258H125V260L123 259L124 257L123 258L121 257L123 255L124 256L127 255V253H128V252L126 253ZM76 250H78V251H76ZM105 250L107 252H105ZM258 250H259V252H257ZM35 251H36V253H35ZM103 251L105 253H103ZM230 251L232 254L230 253ZM241 251H243V252L245 251L246 254L250 253L249 260L252 257L251 260L253 262L251 260L248 261V258H245L246 260H243L241 253L243 255H245V254ZM251 251H253L254 254H251L252 253ZM129 253H128V255H129ZM237 253H238V255H237ZM227 254L228 255L231 254L230 257ZM259 254H262V255H259ZM104 255H105V257H103ZM232 255L235 256V261L231 260ZM133 256L135 257V260H133L134 259ZM220 256L216 257L217 261H214V262L212 261V259H214V257L206 258V263L211 264V262H212V264L213 263L215 264L217 262V264H223L222 260H221L223 258H222V256L221 257ZM226 256H228V257H226ZM238 256L241 257L240 258L241 260H239ZM120 257L122 259H120ZM95 258L99 259L100 261H97V259H95ZM117 258H119L120 260ZM105 259H107V260L105 261ZM127 259H129V260H127ZM208 259L209 260L211 259V260L209 261ZM229 259H230V263H227V261L229 262ZM219 260H221V261H219ZM238 260L240 263L238 262ZM128 263H124V264H128ZM0 264H3L1 262V260H0Z\"/></svg>","mask_w":264,"mask_h":264},{"label":"snow or ice","instance_id":"6c2138e0","mask_svg":"<svg viewBox=\"0 0 264 264\" xmlns=\"http://www.w3.org/2000/svg\"><path fill=\"white\" fill-rule=\"evenodd\" d=\"M34 65L29 63H24L18 54V48H8L7 55L2 57L0 60V110L9 111L15 110L18 114L27 115L24 108L28 101L23 99L26 95H31V93L26 91H17L18 88L22 86L30 85L31 81L27 79H20L21 70L24 73H28L29 69H32ZM51 69L45 67L44 71L40 72L41 77L49 75ZM15 77V86H13V80L7 79V76ZM37 88L40 87L42 81L37 79L35 81ZM35 103V101H31Z\"/></svg>","mask_w":264,"mask_h":264}]
</instances>
